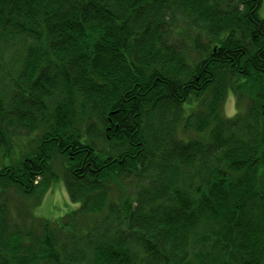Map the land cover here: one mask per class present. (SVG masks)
Here are the masks:
<instances>
[{
	"label": "trees",
	"instance_id": "trees-1",
	"mask_svg": "<svg viewBox=\"0 0 264 264\" xmlns=\"http://www.w3.org/2000/svg\"><path fill=\"white\" fill-rule=\"evenodd\" d=\"M261 4L0 0V264H264Z\"/></svg>",
	"mask_w": 264,
	"mask_h": 264
},
{
	"label": "rangeland",
	"instance_id": "rangeland-1",
	"mask_svg": "<svg viewBox=\"0 0 264 264\" xmlns=\"http://www.w3.org/2000/svg\"><path fill=\"white\" fill-rule=\"evenodd\" d=\"M261 1L262 4L258 15L260 18L264 19V0ZM222 114L227 118L233 117L236 114V106L232 96H229L224 102ZM77 207L78 204H73L69 201L64 185L62 181L59 180L57 182H53L51 188L48 189L46 194L43 196L40 205L32 211L31 218L26 220L25 224H29L31 221L33 222V217L39 221H55L75 210ZM13 214L16 217V212H13Z\"/></svg>",
	"mask_w": 264,
	"mask_h": 264
}]
</instances>
